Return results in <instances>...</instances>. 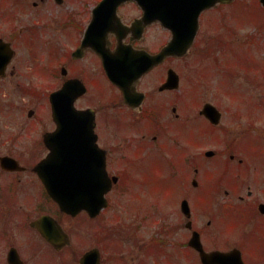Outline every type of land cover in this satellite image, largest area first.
<instances>
[{
  "label": "flooded vegetation",
  "instance_id": "flooded-vegetation-1",
  "mask_svg": "<svg viewBox=\"0 0 264 264\" xmlns=\"http://www.w3.org/2000/svg\"><path fill=\"white\" fill-rule=\"evenodd\" d=\"M54 1L61 8L66 5L65 0ZM39 2L35 1L34 7H39ZM126 6L132 7L134 13L127 12ZM11 14L0 11V18ZM119 15L126 26L121 43L116 32L110 31L108 39L103 40V31L98 30L89 38L97 42L96 46L88 40L84 42L93 18L90 6L84 14L87 20L72 24L74 34L66 31L71 22L62 20L24 21L20 30L9 23L3 32L0 26V264H82L83 256L89 252L99 256L100 264H158L157 253H165L171 264H187L185 256L190 259L188 250L194 231L199 233L207 253L228 254L239 249L245 264H264L261 229L245 231L254 222L253 212L264 217L260 210L264 198L251 202L256 195L251 185L245 197L242 179L238 186L226 182L229 162L249 171L252 166H246L245 159L237 158L233 152L220 154L212 149L199 153L192 162L189 160L188 141L182 139L191 119L188 104L180 103L183 98L176 93L180 87L161 88L173 68L169 62L174 56H167L142 75L127 94L108 77L101 51L118 53L119 47H126L154 54L172 36L159 22L150 25L137 22L142 20L144 11L136 1L121 5ZM157 28L162 35L159 38ZM19 37L24 40V53L20 52ZM69 80L76 94L75 107L95 113L100 156L92 158V151L86 149L91 154L86 161L91 162V170L104 171L105 165L108 176L118 178L106 194L108 205L95 215L86 210L76 214L63 211L40 175L41 170L50 169L48 163H41L51 154L52 146L58 155L56 169H62L61 155L69 153L68 147L73 148L74 154L78 146L82 150L88 146L85 141L75 139L77 133L72 125L53 117L50 94L61 91ZM201 113L202 108L198 116L208 121ZM197 134L206 133L199 127ZM159 154L170 164L172 176L194 163L198 175L192 173L191 180L197 187L201 186L199 177L206 165L209 175L213 171L217 174L211 164H199L198 157H224L225 173L207 183L206 205L211 204L200 208L198 222L191 198L185 196L190 195L188 191L172 203L173 212L160 226L157 205L141 210L129 206L111 212L118 186L123 193L137 196L136 186L144 182L143 173L155 166ZM178 159L181 166L176 162ZM242 176L241 171L238 177ZM185 201L191 207V217L184 212ZM237 218L241 234L234 237L230 231ZM142 251L149 260L140 261ZM196 252L200 260L197 263L203 264ZM231 262L227 260L226 264Z\"/></svg>",
  "mask_w": 264,
  "mask_h": 264
},
{
  "label": "rangeland",
  "instance_id": "rangeland-1",
  "mask_svg": "<svg viewBox=\"0 0 264 264\" xmlns=\"http://www.w3.org/2000/svg\"><path fill=\"white\" fill-rule=\"evenodd\" d=\"M35 1H40L39 7H34ZM65 2L66 9L65 6L61 8L54 0H0V11L13 13L0 18L2 32L9 23L17 25L16 30H20L24 21L34 23L41 20L45 23L62 20L71 22L66 31L74 34L72 24L85 22V12L98 0ZM245 3L249 9L244 8ZM261 6L260 0H236L232 5L218 6L205 12L201 16L200 31L191 53L169 62V67H173L181 77V86L176 93L183 98L180 103L188 104L186 108L191 117L187 133L182 137L184 141H188L189 160L194 161L199 153L210 149L220 154L233 152L237 158L245 159V165L252 166L251 170L231 161L228 164L229 177L226 182L238 186L242 179L245 183L242 194L245 197H248L247 187L251 185V190L256 193L251 202L264 198V27L260 28L261 21L264 22V9ZM125 10L134 13L132 7L126 6ZM254 28L259 32L255 34ZM156 32L157 38L162 36L160 29L157 28ZM23 38L26 39V35ZM23 38H18L21 53L25 51ZM210 47H213L212 53L206 57ZM193 90L195 92H192ZM205 102L213 103L223 113L220 125L215 128L202 116H198ZM181 106L186 110L184 104ZM199 127L211 131V134L207 132V135H198ZM209 135L211 136L208 139ZM221 157H198L199 164H211L217 174L213 171L209 175V167L206 165L205 171H201L200 181L195 178L201 182V186L197 187L191 180L192 173L198 175L194 171V163H190L189 168L180 172L181 174L172 176L170 164L159 154L155 166L143 173L144 182L136 186L137 196L136 193H123L118 186L111 212L123 211L130 207L148 209L151 205H157L160 226L166 221V216L173 212L170 207L172 203L188 191L190 195L186 193L185 196H190L198 222L201 219L200 208L206 205L209 199V195L205 197L207 183L215 181L216 177L225 173V161L224 157ZM176 162L181 166L179 159ZM241 171L244 176L238 177ZM248 176V181L243 179ZM214 210H217L216 207ZM252 215L256 224L252 221L245 231L254 227L260 228L264 236V217L254 212ZM234 224L230 233L237 237L241 234L238 218ZM188 253L190 259L187 260L185 256L187 264L188 261H191L190 264H200L197 263L198 254L194 249L189 248ZM144 260H149V257L142 251L140 261ZM156 260L158 264H171L165 259V253H157Z\"/></svg>",
  "mask_w": 264,
  "mask_h": 264
},
{
  "label": "water",
  "instance_id": "water-1",
  "mask_svg": "<svg viewBox=\"0 0 264 264\" xmlns=\"http://www.w3.org/2000/svg\"><path fill=\"white\" fill-rule=\"evenodd\" d=\"M125 0H103L94 10V23L90 30L99 27L101 17L110 15V20L116 18L117 5ZM145 8V19L148 21L160 20L162 24L173 30V40L164 47L160 53L150 55L147 52H135L126 54L121 58L104 55L106 69L110 77L123 87H129L136 79L148 71L152 66L161 62L166 55L173 53L183 55L188 51L198 28V16L201 11L219 2H229L231 0H138ZM264 4V0H261ZM115 59L114 61L111 59ZM179 76L173 70L169 71V77L165 87H177ZM67 96H70L69 99ZM54 108V116L57 119L63 118L76 130L78 140L88 143L82 150L78 146L77 153H71L73 148H69L68 154H62V169H56L58 155L56 150L50 154L46 164H49L47 171H42L41 176L46 183L49 192L57 199L62 209L66 212L78 213L83 209L88 210L93 215L107 205L105 194L111 189L112 179L108 178L104 171L91 170V162L86 161V157H99L96 138L94 135L93 115L88 111L76 110L73 106L72 92L63 90L53 93L51 96ZM207 112L214 117V108L207 106ZM92 151L87 154V150ZM85 159L82 162V159ZM77 159V162L72 160ZM75 165H84L87 168H75ZM53 166V167H52ZM59 175H61V183ZM118 178L114 177L117 182ZM264 210V205H262ZM188 210V209H187ZM189 212V210L187 211ZM190 244L201 252L204 264H215L220 261L226 264L227 260H232V264H243L240 251L231 254L212 253L206 254L203 250L199 234L194 233ZM99 256L94 252L85 254L82 264H99Z\"/></svg>",
  "mask_w": 264,
  "mask_h": 264
}]
</instances>
